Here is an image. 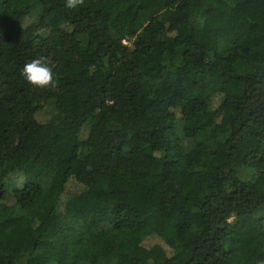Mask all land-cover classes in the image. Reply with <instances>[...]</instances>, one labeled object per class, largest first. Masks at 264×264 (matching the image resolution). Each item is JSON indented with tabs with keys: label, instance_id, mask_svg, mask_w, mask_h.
<instances>
[{
	"label": "trees",
	"instance_id": "16d2710c",
	"mask_svg": "<svg viewBox=\"0 0 264 264\" xmlns=\"http://www.w3.org/2000/svg\"><path fill=\"white\" fill-rule=\"evenodd\" d=\"M0 264H264V0H0Z\"/></svg>",
	"mask_w": 264,
	"mask_h": 264
},
{
	"label": "clouds",
	"instance_id": "9594fccd",
	"mask_svg": "<svg viewBox=\"0 0 264 264\" xmlns=\"http://www.w3.org/2000/svg\"><path fill=\"white\" fill-rule=\"evenodd\" d=\"M83 0H64L67 9H78ZM24 81L31 87L45 89L54 83L55 73L43 57H37L26 62L20 69Z\"/></svg>",
	"mask_w": 264,
	"mask_h": 264
},
{
	"label": "rangeland",
	"instance_id": "374dc122",
	"mask_svg": "<svg viewBox=\"0 0 264 264\" xmlns=\"http://www.w3.org/2000/svg\"><path fill=\"white\" fill-rule=\"evenodd\" d=\"M32 13H33L34 16H37L39 14V7L37 5H34V7L32 9ZM46 109H47V113H49V114H51V113H53L55 111V103H54L53 100H50L47 103ZM85 133H87V129L85 130ZM188 146H189V140L188 139H184L183 140V147L187 148ZM8 202L13 203L14 199L13 198H9Z\"/></svg>",
	"mask_w": 264,
	"mask_h": 264
}]
</instances>
